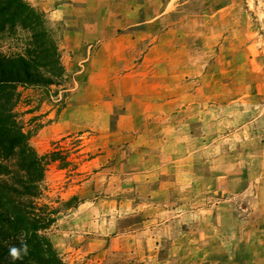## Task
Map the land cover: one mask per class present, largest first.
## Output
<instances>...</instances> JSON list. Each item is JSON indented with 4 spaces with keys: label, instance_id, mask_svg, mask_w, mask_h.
Wrapping results in <instances>:
<instances>
[{
    "label": "rangeland",
    "instance_id": "obj_1",
    "mask_svg": "<svg viewBox=\"0 0 264 264\" xmlns=\"http://www.w3.org/2000/svg\"><path fill=\"white\" fill-rule=\"evenodd\" d=\"M25 1L66 75L17 107L32 148L70 163L42 200L61 259L264 264V0Z\"/></svg>",
    "mask_w": 264,
    "mask_h": 264
},
{
    "label": "trees",
    "instance_id": "obj_2",
    "mask_svg": "<svg viewBox=\"0 0 264 264\" xmlns=\"http://www.w3.org/2000/svg\"><path fill=\"white\" fill-rule=\"evenodd\" d=\"M21 52H0V264H13L8 248L17 244L20 231L28 230L30 252L15 264H67L58 255L46 232L56 221L57 209L44 199L46 168L70 163L59 152L38 154L30 145L17 107L19 88L60 86L66 76L61 63L58 38L45 15L25 0H0V37L20 41ZM63 82V81H62Z\"/></svg>",
    "mask_w": 264,
    "mask_h": 264
},
{
    "label": "clouds",
    "instance_id": "obj_3",
    "mask_svg": "<svg viewBox=\"0 0 264 264\" xmlns=\"http://www.w3.org/2000/svg\"><path fill=\"white\" fill-rule=\"evenodd\" d=\"M31 235L32 234L30 231L22 229L16 237L18 246L17 244H12L9 246L8 256L13 261V264H15L16 261H22L29 255L30 247L28 244V240L30 239Z\"/></svg>",
    "mask_w": 264,
    "mask_h": 264
}]
</instances>
